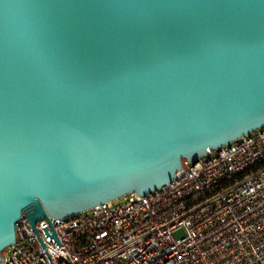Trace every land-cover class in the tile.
I'll return each mask as SVG.
<instances>
[{"label":"water","instance_id":"water-1","mask_svg":"<svg viewBox=\"0 0 264 264\" xmlns=\"http://www.w3.org/2000/svg\"><path fill=\"white\" fill-rule=\"evenodd\" d=\"M263 126L264 0H0V264Z\"/></svg>","mask_w":264,"mask_h":264},{"label":"built area","instance_id":"built-area-1","mask_svg":"<svg viewBox=\"0 0 264 264\" xmlns=\"http://www.w3.org/2000/svg\"><path fill=\"white\" fill-rule=\"evenodd\" d=\"M183 170L147 194L50 219L59 247L45 220L37 235L21 217L3 264H264V126Z\"/></svg>","mask_w":264,"mask_h":264},{"label":"rangeland","instance_id":"rangeland-1","mask_svg":"<svg viewBox=\"0 0 264 264\" xmlns=\"http://www.w3.org/2000/svg\"><path fill=\"white\" fill-rule=\"evenodd\" d=\"M120 202H121V201H119L118 203H120ZM176 236H177V237H179V236H180V234L178 233V234H176Z\"/></svg>","mask_w":264,"mask_h":264}]
</instances>
